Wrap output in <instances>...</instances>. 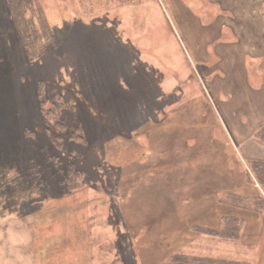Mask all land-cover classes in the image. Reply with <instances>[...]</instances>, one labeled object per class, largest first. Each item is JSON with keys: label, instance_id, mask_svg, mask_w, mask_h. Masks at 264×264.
Returning a JSON list of instances; mask_svg holds the SVG:
<instances>
[{"label": "rangeland", "instance_id": "374dc122", "mask_svg": "<svg viewBox=\"0 0 264 264\" xmlns=\"http://www.w3.org/2000/svg\"><path fill=\"white\" fill-rule=\"evenodd\" d=\"M215 1L36 0L46 52L32 59L0 0V208L37 233L34 264H156L159 249L132 243L124 202L152 231L164 216V253L264 264V186L249 162L264 159V0H220L231 13ZM195 174L216 211L192 214L211 213L219 233L223 215L243 218L234 239L188 225L197 200L170 207ZM135 183L146 195L130 201Z\"/></svg>", "mask_w": 264, "mask_h": 264}, {"label": "trees", "instance_id": "16d2710c", "mask_svg": "<svg viewBox=\"0 0 264 264\" xmlns=\"http://www.w3.org/2000/svg\"><path fill=\"white\" fill-rule=\"evenodd\" d=\"M9 1H10L11 8H12L14 23H15V25L19 31L20 37L23 41L24 49L26 50V52L28 53V55L32 59L39 58L41 55H43L46 52L44 50V46L42 44V42H44L43 39L45 38V33L43 32L45 25L43 24V22L39 18L37 19L35 16V10L36 9H35L34 4H35L36 0H9ZM231 12H232V10H230V13ZM30 14H31V16H30ZM36 23H38V27H37ZM239 43L237 42L236 44H239ZM217 45H224V44H220L218 42ZM259 129L255 132V138L260 142H264V128L260 129V130ZM74 130H75V131H73L74 133L71 135L72 139L74 137H76L77 128H74ZM252 135H253V133H252ZM246 139H248V137ZM82 140H84V142H86L85 137ZM241 141H242V143H244L243 139ZM249 160H250L249 161L250 164L252 165L251 167H252V172L254 174V177L256 178V180L258 182H260L262 184V186H264V159L251 158ZM221 164L227 165V162L224 161ZM75 173H79V172H76L74 170L73 174H75ZM198 176H200V175L195 174V175H191V176L187 177L185 182L188 183V185L185 186V182H183V184L181 186V192L179 194L180 199L174 198L173 200L172 199L168 200L170 207L177 209V212L179 214L180 208H178V207L180 205H181V207H184V205L186 204V202L181 201L183 197L189 198L190 200H197V202H195V203L193 201L192 202L190 201L189 203L187 202L188 204H187L186 209L192 210L191 212H189L190 216L188 217V220H190V224H188V225L192 226V228L196 232L204 234V235H212V236L220 235V236L225 237V238H233L234 239L237 235V232L239 231L238 229L240 228V225L243 223V218H239V217H235V216L230 217L228 215H225V216L221 215L222 216L221 220H224L225 222L223 223V225L221 227V233H219V229H218L219 224L214 227V224L212 223V220H214V217L213 216L209 217V215L211 213L205 214L204 223L202 222L204 219H197L199 214H192L193 209H196V208H193V206H195V204H199V208L201 210V209L205 208V203H207V202H209V204H208L206 209L211 207L212 211H216L215 207L213 206L214 203L211 202V197L208 198L207 202H206V199H203V198H205V194L211 196V190H210L211 185L205 184V183H201V184L198 183L197 180H194V179H197ZM202 176L206 179V177L211 176V173L205 172V174L204 175L202 174ZM135 185H136V183L134 184V187L130 186L128 188L129 190L125 191L126 196H127L125 198H128L130 201L133 200L134 197H136V195H138V194H140V196L146 195L145 192L142 190H140L138 192ZM175 186L176 185H173L170 188V191L167 189V186L157 187L156 191H158V192L162 191L163 193H165V191H167V192L169 191L168 193L174 192V188L175 189L177 188ZM73 188L79 189V186H74ZM150 192H152V191H150ZM232 195H234V193L228 194V196H232ZM245 198H246V196L243 198L234 199V200L240 201L241 203H244ZM221 202L223 203L222 205L224 207H225L224 204L227 205V204L231 203L230 201H226V200H222ZM134 204H135L134 208L132 206V209H131V205H129L128 202L123 203L124 211H125L126 215L128 216L126 218H127V221L129 222V224H128L129 235L132 237V243L134 241L135 242L137 241L138 245H139V242L143 241L144 244H150L151 245V246H149V248L160 250V251H158V253L160 252V254H159L158 262L156 264H212V262L208 261V259H203V258L195 259V258H193V259L188 260L189 257L185 256L184 254H179L178 255L179 257L177 255L174 256L172 254V251H170L169 249L167 250L166 253H164L165 252V249H164L165 246H172V244L166 245L164 243V239H163L164 234H166L165 233V228H166L165 227V224H166L165 220L166 219L164 218V216H161V217L157 216V218L154 220L156 223L153 224V227L158 228L159 231L158 232H157V230L152 231L149 228V226L144 222V220H141V218L136 214V212H140L141 210L137 207V202ZM216 204L218 205V203H216ZM261 204L264 205V198H261ZM15 205L18 206L19 202H17ZM259 206H260L259 204H255L254 207L258 208ZM6 212H7L6 209L0 208V224L2 222L5 223V221L7 220L6 218H8V217L9 218L10 217H12V218L17 217L18 219L22 218L21 214L18 213V210L13 211V214H16V216H14L13 214H8ZM9 212H11V210ZM129 212L132 216H130V214H128ZM217 212H219V211H217ZM228 219H233V222L231 220H228ZM238 219H239V222L237 225ZM173 220H175V227H179L180 222L182 221V217L173 216ZM209 221H210V223H209ZM178 230L179 229L176 228V231H178ZM140 232L143 234L142 235L137 234ZM154 232L157 233V235L156 234H155V236H154V234L152 235V233H154ZM34 235L36 236L37 233L34 232ZM161 241H163V242L161 243ZM46 244H47V242L44 240L43 245H46ZM139 248H140V246H139ZM136 251L138 254L137 249H136ZM141 252L142 251L140 248V253ZM213 264H227V262L225 260H223V261H219V262L213 263Z\"/></svg>", "mask_w": 264, "mask_h": 264}, {"label": "crops", "instance_id": "0c3cea01", "mask_svg": "<svg viewBox=\"0 0 264 264\" xmlns=\"http://www.w3.org/2000/svg\"><path fill=\"white\" fill-rule=\"evenodd\" d=\"M220 2V3H219ZM219 2H217V0L215 1V4H221L222 8L226 11H230L233 10L232 8H225L223 6V4L225 5V2L221 3V1L219 0ZM247 7H249V5H246ZM239 8H242L241 5H239ZM238 8V9H239ZM235 44V41H230V44ZM259 56V55H257ZM264 120V119H263ZM25 216H22V218L18 219V218H10L11 221H5L7 223L11 222V227L7 230H9V234H8V238H6V243L1 242L0 244V264H34V255L32 252V248H33V243H34V230L32 229V227L27 226L25 222L26 220L24 219ZM20 226V227H19ZM24 229V230H22ZM13 231H20L21 233H19L20 239L16 240L15 242L12 243H7V240L9 239L10 234ZM31 230V231H30ZM16 245H20V246H16ZM8 247H10V251L8 252ZM25 251L27 258L25 260H21V256L17 255V252L19 251Z\"/></svg>", "mask_w": 264, "mask_h": 264}, {"label": "flooded vegetation", "instance_id": "af4514ba", "mask_svg": "<svg viewBox=\"0 0 264 264\" xmlns=\"http://www.w3.org/2000/svg\"><path fill=\"white\" fill-rule=\"evenodd\" d=\"M231 29H232V28H231ZM237 42H238V43L240 42V41H238V38L236 39L235 44H236ZM246 52H248V51H246Z\"/></svg>", "mask_w": 264, "mask_h": 264}]
</instances>
